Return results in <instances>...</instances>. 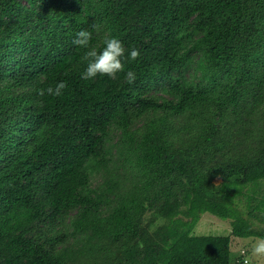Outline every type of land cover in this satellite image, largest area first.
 <instances>
[{
    "label": "trees",
    "instance_id": "trees-1",
    "mask_svg": "<svg viewBox=\"0 0 264 264\" xmlns=\"http://www.w3.org/2000/svg\"><path fill=\"white\" fill-rule=\"evenodd\" d=\"M23 1L0 0V264H243L193 229L264 238L235 206L264 182V0ZM81 29L141 56L83 80Z\"/></svg>",
    "mask_w": 264,
    "mask_h": 264
},
{
    "label": "clouds",
    "instance_id": "clouds-1",
    "mask_svg": "<svg viewBox=\"0 0 264 264\" xmlns=\"http://www.w3.org/2000/svg\"><path fill=\"white\" fill-rule=\"evenodd\" d=\"M97 27L98 26H94ZM92 32L87 29H81L76 33L72 43L80 49H84L81 60L86 62V68L81 73V79L94 80L98 75L108 76L111 79H116L118 73L125 72V62L137 61L141 56L138 48L132 47L130 54L126 56L127 50L123 42L114 37H105L102 51H98L95 46L91 44ZM137 79L135 71L129 69L125 73L124 83L129 85L134 84ZM67 88L66 81H58L56 84L49 85L47 88H40L38 95L41 97H61ZM251 254L257 258H264V238L257 239L251 248Z\"/></svg>",
    "mask_w": 264,
    "mask_h": 264
},
{
    "label": "rangeland",
    "instance_id": "rangeland-1",
    "mask_svg": "<svg viewBox=\"0 0 264 264\" xmlns=\"http://www.w3.org/2000/svg\"><path fill=\"white\" fill-rule=\"evenodd\" d=\"M27 3V0L23 1ZM95 182L97 185L101 183L102 178L95 177ZM222 179L220 177L215 179V183H220ZM253 188H257L254 191ZM264 197V182L261 183L259 187H253L252 185H245L241 187V192L236 195L235 206L242 212L245 217H249L251 222L257 227H264V209L263 207L258 208L260 205L259 202L263 200ZM255 207H257L255 209ZM253 209V216L250 215V212ZM187 219V218H186ZM165 221L159 220L157 225H162ZM231 220L220 218L210 212L201 214L200 220L193 229V233L196 235H223L230 236L232 239L231 249L236 260L241 255V251L245 250L246 257L248 258V264H264V258H257L251 254V248L253 243L257 239L256 237L241 238L235 237L231 233ZM243 264L244 261H243Z\"/></svg>",
    "mask_w": 264,
    "mask_h": 264
},
{
    "label": "built area",
    "instance_id": "built-area-1",
    "mask_svg": "<svg viewBox=\"0 0 264 264\" xmlns=\"http://www.w3.org/2000/svg\"><path fill=\"white\" fill-rule=\"evenodd\" d=\"M245 253H246L245 250H242V251H241V256H242V258H243L244 263H245V264H248L249 260H248V258L246 257V254H245Z\"/></svg>",
    "mask_w": 264,
    "mask_h": 264
}]
</instances>
